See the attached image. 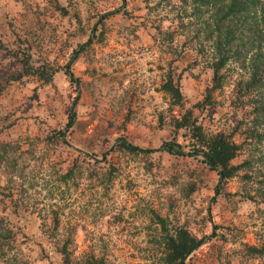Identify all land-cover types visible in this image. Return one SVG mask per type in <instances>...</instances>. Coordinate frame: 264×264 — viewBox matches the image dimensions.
Returning <instances> with one entry per match:
<instances>
[{
    "label": "rangeland",
    "instance_id": "rangeland-1",
    "mask_svg": "<svg viewBox=\"0 0 264 264\" xmlns=\"http://www.w3.org/2000/svg\"><path fill=\"white\" fill-rule=\"evenodd\" d=\"M58 2L65 12L56 9L55 0H0V81L7 82L0 93V140L42 144L50 132L62 129L75 148L54 149L52 158L63 170L80 150L96 151L106 158L103 167L111 180L64 189L43 171L32 200L57 204L64 227L78 222L76 252H103L105 264H163L155 241L161 224L169 232L186 225L193 235L206 237L186 264H264V252L253 257L248 252L250 246L264 245V187L256 183L264 170V142L248 145L233 161L253 159L247 171L251 178L240 170L221 184L193 157L162 149L164 142H183L182 130L171 121L180 109L161 90L163 76L180 74L188 107L204 97L212 83L210 44L217 37L212 23L219 14L194 0ZM233 28L235 57L221 71L229 85L214 92V108L200 116L208 131L229 133L248 111L235 106V82L248 78L249 57L260 42L251 30L254 24L238 22ZM87 41L70 64L75 83L65 74L66 63ZM2 44L17 53L7 54ZM22 54L33 71L10 80V74L23 70ZM72 104L75 121L68 130ZM119 136L153 151L114 150ZM234 139L241 141L239 134ZM4 181L0 169V186ZM30 208L14 213L0 196V214L8 216L14 230L11 244L0 248V264H62L42 218Z\"/></svg>",
    "mask_w": 264,
    "mask_h": 264
},
{
    "label": "trees",
    "instance_id": "trees-1",
    "mask_svg": "<svg viewBox=\"0 0 264 264\" xmlns=\"http://www.w3.org/2000/svg\"><path fill=\"white\" fill-rule=\"evenodd\" d=\"M181 1L185 2L186 0ZM194 2L198 7L204 5L211 9V12L216 16L219 14L215 22L212 23L217 29V37L213 38L214 40L210 44L212 55L209 65L212 70V83L206 87L204 97L188 107L180 90V74L176 78L171 71L164 74L161 90L168 94L172 104L180 109V114L173 116L171 121L176 130H182L183 142L170 140L163 143L162 149L170 154L193 157L210 171H214L220 184L226 182L240 170H245L243 177L251 178L247 171L251 169L253 159H243L239 163L233 161L248 145H254L255 141L264 142V0H194ZM55 7L62 12L66 11L65 6L58 0H55ZM238 22L254 24L255 29L251 28V30H253V35L259 37L260 42L249 57L248 78H242L235 82V90L238 94L235 106L238 108L248 107V111L243 118L239 119L231 132L208 131L200 121V116L214 108V92L229 85L221 71L235 57V53L231 52L233 51V39L231 38L234 32L233 25ZM248 27H252V25ZM166 33L168 37H171L170 40L175 38L174 32ZM88 43L87 41L74 50L66 63L65 74L73 82H76L77 79L71 72L70 64ZM2 46L7 54L15 55L17 53L7 45L2 44ZM25 49L27 46L22 47V52L27 55L28 51ZM23 54L20 56L23 70L17 74H10V80L18 81L24 75L32 73H30L32 68ZM40 77L45 80L49 79L42 75ZM6 83L0 81V93L5 89ZM196 111L198 112L196 113ZM68 117L66 128L69 130L75 121L73 107ZM235 134L240 135L241 141L238 142L234 139ZM65 137V131L55 129L50 132L42 144L32 141V139H29L26 145L19 140H0V169L5 179L4 184L0 186V196L11 204L14 213L27 206L40 215L43 231L50 244L61 255L62 264H105L107 257L103 252L101 255H97L93 249L83 253L76 252L75 234L78 222L64 227L59 208L54 206L57 204L41 206L37 202L38 200H32L36 187H38V176L43 171L48 173L46 177L53 178L64 189L65 187L76 189L82 183L90 185L98 180L107 185L111 180V175L106 176L110 172H107L103 167L106 158L103 155L99 157L96 151L82 152L80 150L73 157L71 166L63 170L60 162L52 158V154L57 145L75 150ZM113 143L115 147L112 149L123 150L132 155L147 154L153 151L132 144L123 136L115 138ZM259 145L256 147L258 148ZM185 148L188 150L185 151ZM261 155L264 158V153ZM259 175L260 178L256 183L264 187V170ZM215 189L217 188L215 187ZM260 191L263 192L264 188ZM216 192L219 193L220 189ZM102 214L105 213L101 212L98 215ZM155 217L163 223L159 215H155ZM161 225L162 231L159 240L155 241L161 245L163 264H186L194 252L203 245L206 238L193 235L186 225L178 226L172 232L165 229L164 224ZM12 240H14L13 225H10L6 214H0V248L10 245ZM248 250L251 257L262 255L264 245L260 248L250 246Z\"/></svg>",
    "mask_w": 264,
    "mask_h": 264
},
{
    "label": "water",
    "instance_id": "water-1",
    "mask_svg": "<svg viewBox=\"0 0 264 264\" xmlns=\"http://www.w3.org/2000/svg\"><path fill=\"white\" fill-rule=\"evenodd\" d=\"M75 83H77V81H76ZM72 107H73V104H72ZM72 107H71V108H72Z\"/></svg>",
    "mask_w": 264,
    "mask_h": 264
}]
</instances>
